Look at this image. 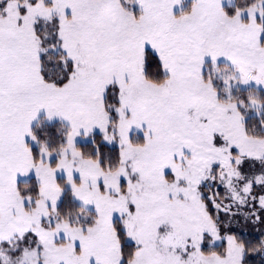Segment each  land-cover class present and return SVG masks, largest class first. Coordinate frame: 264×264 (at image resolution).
<instances>
[{
  "label": "snow or ice",
  "instance_id": "snow-or-ice-1",
  "mask_svg": "<svg viewBox=\"0 0 264 264\" xmlns=\"http://www.w3.org/2000/svg\"><path fill=\"white\" fill-rule=\"evenodd\" d=\"M0 264H264V0H0Z\"/></svg>",
  "mask_w": 264,
  "mask_h": 264
}]
</instances>
